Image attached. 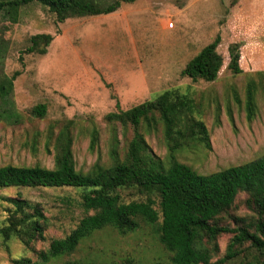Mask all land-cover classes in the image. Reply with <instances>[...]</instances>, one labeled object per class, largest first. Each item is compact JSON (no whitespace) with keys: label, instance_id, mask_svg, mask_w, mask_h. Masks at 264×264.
<instances>
[{"label":"rangeland","instance_id":"1","mask_svg":"<svg viewBox=\"0 0 264 264\" xmlns=\"http://www.w3.org/2000/svg\"><path fill=\"white\" fill-rule=\"evenodd\" d=\"M0 0V78L18 73L12 89L0 96V167L40 166L52 169L55 138L66 127L71 136L75 170L90 172L107 167L111 126L106 115L126 111L176 90L194 101L196 119L208 133L210 148L197 140L176 152L179 163L201 175L240 166L264 156V0H134L121 3L110 14L73 17L57 23L55 16L32 2L17 10ZM114 0H103L105 5ZM172 24V28L169 24ZM50 35L44 54L27 53L30 38ZM218 37L217 52L223 62L212 82L181 76L186 64ZM238 54L237 71L230 55ZM255 84L254 118H246L247 85ZM45 106L44 116L31 111ZM121 147L130 134L122 138ZM145 140L155 156L166 160L168 152L159 122L152 123ZM96 133L94 147L92 135ZM166 163L167 160H166ZM22 197L44 208L46 250L54 239L64 238L86 214L75 189H0V221L5 217L3 197ZM125 202L155 196L124 190ZM239 193L220 225L236 227L251 222L253 214ZM91 214V213H89ZM139 228L126 235L111 229L84 240L69 257L83 264H115L132 260L139 264H170V255L157 241L155 227L139 220ZM239 225V224H238ZM230 235L216 239L210 263L222 259ZM27 256L15 239L0 241V264Z\"/></svg>","mask_w":264,"mask_h":264},{"label":"trees","instance_id":"2","mask_svg":"<svg viewBox=\"0 0 264 264\" xmlns=\"http://www.w3.org/2000/svg\"><path fill=\"white\" fill-rule=\"evenodd\" d=\"M134 0H114L105 5L103 0H15L20 6L35 2L55 16L57 23L73 17L98 16L115 12L121 3ZM50 35H35L25 50L33 53L40 45L47 47ZM218 37L194 56L181 71V76L192 81H214L223 59L217 52ZM44 54L45 49L38 50ZM230 68L237 71L239 55H230ZM13 76L0 78V96L12 89ZM244 109L251 121L255 115V84L246 87ZM195 105L188 95L176 90L161 93L155 100L134 106L126 111L106 115L110 124L109 156L111 165H96L90 172L75 170L71 152V136L64 126L55 138L52 169L40 166L0 167V189H75L80 192V205L86 213L76 227L64 238L54 239L46 250L36 251L33 245L45 241L47 218L44 208L28 199L3 197L5 217L0 221V241L15 239L26 252L34 255L13 261V264H83L63 260L96 232L111 229L119 235L133 233L138 221L155 227L157 241L170 255V264H212L217 249L216 239L230 235L225 256L214 264H264V156L246 164L229 167L208 175H201L176 159V152L191 147L197 140L209 149L208 133L201 120L194 116ZM31 114L42 117L45 106L38 105ZM159 122L168 155L162 160L149 148L142 126L148 131ZM117 126L122 138L130 134L121 147ZM92 135L91 148L96 141ZM135 189L155 196L157 202H125L122 192ZM239 193L246 194L244 206L253 214L251 222L237 221L236 227L220 225L218 219L228 215ZM91 213V214H89ZM239 224V225H238ZM115 264H139L125 260Z\"/></svg>","mask_w":264,"mask_h":264},{"label":"built area","instance_id":"3","mask_svg":"<svg viewBox=\"0 0 264 264\" xmlns=\"http://www.w3.org/2000/svg\"><path fill=\"white\" fill-rule=\"evenodd\" d=\"M169 27L172 28V24L171 23L169 24Z\"/></svg>","mask_w":264,"mask_h":264}]
</instances>
